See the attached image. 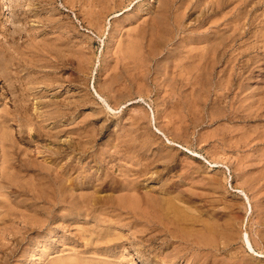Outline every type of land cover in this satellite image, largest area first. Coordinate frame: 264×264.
<instances>
[{
    "label": "rangeland",
    "instance_id": "obj_1",
    "mask_svg": "<svg viewBox=\"0 0 264 264\" xmlns=\"http://www.w3.org/2000/svg\"><path fill=\"white\" fill-rule=\"evenodd\" d=\"M167 1L0 0V264H264V0Z\"/></svg>",
    "mask_w": 264,
    "mask_h": 264
},
{
    "label": "bare ground",
    "instance_id": "obj_2",
    "mask_svg": "<svg viewBox=\"0 0 264 264\" xmlns=\"http://www.w3.org/2000/svg\"><path fill=\"white\" fill-rule=\"evenodd\" d=\"M159 1H160V0H159ZM166 1H167V0H166ZM162 2H163V1H162ZM162 2H161V3H162ZM164 2H165V0H164ZM213 2H214V1H213ZM161 3H160V4H161ZM167 3H168V1H167ZM211 3H212V2H211ZM169 4H170V3H169ZM169 4H168V6H169ZM209 4H210V3H209ZM164 5L166 6L167 4L164 3ZM164 5H161V7H163ZM222 5H223V4H222ZM209 6H211V5H209ZM161 7H160V8H161ZM168 8H169V7H168ZM209 8H210V7H209ZM140 10H141V9H140ZM148 10L150 11V9H147V12H148ZM158 10H159V9H158ZM158 10L156 9V11H158ZM166 10H167V9H166ZM143 11H144V10H143ZM151 11H152V9H151ZM151 11H150V12H151ZM163 11H164V10H163ZM167 11H168V10H167ZM212 11H213V10H212ZM212 11H211V12H212ZM150 12H149V13H150ZM153 12H154V11H153ZM208 13H210V12H208ZM152 14H153V13H152ZM154 14H155V13H154ZM162 14H163V13H162ZM165 14H167V13H165ZM165 14H164V15H165ZM206 14H207V13H206ZM206 14H205V15H206ZM169 15H170V14H169ZM238 15H239V14H238ZM148 16H149V15H148ZM151 16H152V15H151ZM151 16H150V17H151ZM158 16H159V15H158ZM165 16H168V15H165ZM165 16H164V17H165ZM205 17H207V16H205ZM205 17H203V18H205ZM236 17H237V15H236ZM155 18H157V16H156ZM155 18H154V19H155ZM171 18H172V17H171ZM175 18H176V16H175ZM175 18H174V20H176ZM203 18H202V19H203ZM209 18H210V17H209ZM213 18H214V17H213ZM241 18H242V17H241ZM149 19H151V18H149ZM158 19H159V18H158ZM161 19H162V18H161ZM166 19H168V18H166ZM169 19H170V18H169ZM180 19H181V18H180ZM238 19H239V18H238ZM155 20H156V19H155ZM155 20H154V21H155ZM200 20H201V19H200ZM150 21H153V20H150ZM156 21H157V20H156ZM156 21H155V23H156ZM160 21H161V20H160ZM210 21H211V19H210ZM162 22H163V21H162ZM162 22H160V23H162ZM147 23H148V22H147ZM155 23H154V24H155ZM165 23H166V22H165ZM168 23H169V21H168ZM204 23H205V22H204ZM207 23H208V22H207ZM148 24H151V23H148ZM163 24H164V22H163ZM170 24H171V23H170ZM174 24H175V22H174ZM174 24H173V25H174ZM165 25H167V24H165ZM165 25H164V26H165ZM173 25H172V27H173ZM181 25H182V23H181V21L179 20V21L177 22V24H176V26H178V29H179V30H180V27H182ZM183 25H184V24H183ZM211 25H212V24H211ZM226 25H228V24H226ZM147 26H148V25H147ZM153 26L155 27V25H153ZM153 26H152V27H153ZM164 26H162V27H164ZM215 26H216V25H215ZM217 26H218V25H217ZM219 26H220V24H219ZM219 26H218V27H219ZM154 27L152 28V29H153L152 31H154ZM159 27H160V26H159ZM167 27H168V26H167ZM218 27H216V29H217ZM226 27H228V26H226ZM147 28H148V27H147ZM184 28H186V27H184ZM210 28H211V27H210ZM150 29H151V27H150ZM170 29H171V28H170ZM157 30H158V29H157ZM164 30H165V29H164ZM220 30H222V29H219V31H220ZM226 30H227V29H226ZM226 30H223L222 32L224 33ZM142 31H143V30H142ZM146 31H148V30L146 29ZM146 31H145V32H146ZM162 31H163V30H162ZM168 31H169V30H168ZM182 31H183V30H182ZM184 31H185V30H184ZM216 31H218V30H216ZM219 31H218V32H219ZM229 31H230V30H229ZM140 32H141V31H140ZM149 32H150V31H149ZM157 32H158V31H157ZM173 32H174V31H173ZM220 32H221V31H220ZM222 32H221V33H222ZM141 33H143V32H141ZM153 33H155V32H153ZM179 33L181 34V32H179ZM184 33H185V32H184ZM227 33H228V32H227ZM156 34H157V33H156ZM167 34H168V33H167ZM176 34H177V33H176ZM176 34H175V35H176ZM214 34H215V36H216V33H214ZM218 34H220V33H218ZM139 35L141 36V34H139ZM152 35H154V34H152ZM159 35H160V34H159ZM170 35H171V34H170ZM172 35H173V34H172ZM222 35H223V34H222ZM154 36H155V35H154ZM176 36H177V35H176ZM209 36H210V35H209ZM211 36L213 37V39L216 38L213 34H212ZM234 36H235V35H234ZM156 37H157V36H156ZM159 37H160V36H159ZM205 37L208 38L207 36H205ZM230 37H231V36H230ZM140 38H141V37H140ZM144 38H146V37H144ZM163 38H164V37H163ZM166 38H167V37H166ZM166 38H165V40H166V42H167V39H166ZM168 38H169V37H168ZM206 38L204 39L205 41H207ZM209 38H210V37H209ZM217 38L219 39L218 36H217ZM217 38H216V39H217ZM233 38H234V37H233ZM150 39L152 40V38H150ZM153 39H154V38H153ZM157 39H158V38H157ZM140 40H141V39H140ZM161 40H162V39H161ZM208 40H211V39H208ZM220 40H221L220 42H216V41H214V42H216V43H214V42L212 41V42L214 43L213 46H212V47H213V48H212V50H213L212 52H214V53H213V54H214V57H213V55H212L213 59H211V60L208 58V62H209V61H210V62H209V65H208V67H207L206 77H210V76L212 75V73H213V69L215 68V66H216L219 62L222 63V62L224 61L223 59H225V62H224V63H226V65H227V66H225V67H228V65H230V63L232 64V62H231V61H232V58H229V57L227 56V55H228L229 48H226V47H227L226 45H227L228 43H227V44L224 43V39L222 40V38H220ZM226 40H227V39H226ZM145 41H146V39H145ZM153 41H154V40H152V43H153ZM170 41H171V40H170ZM140 42H141V41H140ZM147 42H148V41H147ZM156 42H157V41H156ZM164 42H165V41H164ZM171 42H172V41H171ZM174 42H175V41H174ZM174 42H173V43H174ZM207 42H208V41H207ZM207 42H206V43H207ZM230 42H231V41H230ZM137 43H138V42H137ZM209 43H210V41H209ZM138 44H139V43H138ZM142 44H143V43H142ZM155 44H156V43H155ZM163 44H165V43H163ZM169 44H170V42H169ZM210 44H211V43H210ZM152 45H153V44H152ZM152 45H151V47H152ZM157 45H158V44H157ZM176 45H177V44H176ZM208 45H209V44H208ZM228 45H230V44H228ZM134 46H135V45H134ZM155 46H156V45H155ZM225 46H226V47H225ZM135 47H136V46H135ZM141 47H142V46H141ZM159 47H160V46H159ZM161 47H162V46H161ZM164 47H165V46H164ZM207 47H208V46H207ZM207 47H206V48H207ZM210 47H211V46H210ZM137 48H139V47H137ZM137 48H136V49H137ZM157 48H158V47H157ZM175 48H176V47H175ZM141 49H142V48H141ZM141 49H140V50H141ZM148 49H150V48H148ZM157 50H158V49H157ZM163 50H164V49H163ZM210 50H211V49H210ZM136 51H137V50H136ZM142 51H143V49H142ZM164 51H165V50H164ZM206 51H207V49H206ZM208 51H209V50H208ZM208 51H207V52H208ZM139 52H140V51H139ZM144 52H145V51H144ZM149 52H151V51H149ZM160 52H161V51H160ZM172 52H173V51H172ZM1 53H2V52H1ZM1 53H0V56H1ZM161 53H162V52H161ZM164 53H165V52H164ZM192 53H193V52H192ZM2 54H3V53H2ZM141 54H142V53H141ZM141 54H140V55H141ZM146 54H147V53H146ZM157 54H158V52L156 53V55H157ZM190 54H191V53H190ZM199 54H200V53H199ZM209 54H210V52H209ZM133 55H134V53H133ZM135 55H136V54H135ZM153 55H154V54H153ZM153 55H152V56H153ZM2 56H3V55H2ZM148 56H149V55H148ZM205 56H206V55H205ZM207 56H210V55H207ZM230 56H231V55H230ZM154 57H155V56H154ZM158 57H159V56H158ZM158 57H156V58H158ZM187 57H188V56H187ZM189 57H191V58H194V57H195V58H196V56L193 55V54L190 55ZM2 58H3V57H2ZM164 58H165V57H164ZM164 58H163V59H164ZM197 58H198V57H197ZM197 58H196V59H197ZM203 58H205V57H203ZM206 58H207V57H206ZM163 59H161V60H163ZM0 60H2V59L0 58ZM151 60H152V59H151ZM161 60H160V61H161ZM198 60H199V59H198ZM205 60H206V59H205ZM161 62H162V61H161ZM164 62H165V60H164ZM183 62H184V61H183ZM189 62H190V61H189ZM0 63H1V62H0ZM203 63H204V62H203ZM3 64H4V62H3ZM185 64H186V63H185ZM204 64H206V63H204ZM204 64H203V65H204ZM182 65H184V64H182ZM197 65H198V64H197ZM221 65H222V64H221ZM1 66H2V64H1ZM3 66H4V65H3ZM186 66H188V64H187ZM4 67H5V66H4ZM4 67H1V68L4 69ZM204 67H205V66H204ZM222 67H223V65H222ZM225 67H224V68H225ZM6 68H7V67H6ZM183 68H184V67H183ZM196 68H197V67H196ZM228 68H229V67H228ZM3 69L0 70V71H1V72H2V71L4 72V71L7 70V69H6V70H3ZM193 69H194V68H193ZM178 70H179V69H178ZM182 70H183V69H182ZM184 70H185V69H184ZM199 70L201 71V68H199ZM204 70H205V69H204ZM223 70H225V69H223ZM188 71H189V70H188ZM200 71H199V72H200ZM214 71H215V70H214ZM3 72H2V73H3ZM186 72H187V71H186ZM202 72H203V71H202ZM224 72H225V71H224ZM188 74H189V73H188ZM204 74H205V72H204ZM204 74H203V75H204ZM193 75H194V74H193ZM193 75H192V76H193ZM232 76H233V75H232ZM200 80H201V79H200ZM211 80H212V79H211ZM197 91H198V90H197ZM199 91H200V90H199ZM17 110H18V109H17ZM20 111H21V110H20ZM20 111H18V113H19ZM22 112H23V110H22ZM16 113H17V112H16ZM18 113H17V114H18ZM23 113H24V112H23ZM20 115H21V114H20ZM20 115H19V116H20ZM52 115H53V114H52ZM14 116H15V115H14ZM17 116H18V115H17ZM50 117H51V116H50ZM13 118H14V117H13ZM17 118H19V117H17ZM24 118H25V117H24ZM52 119H53V117H52ZM15 120H16V118H15ZM29 120H30V119H29ZM20 121H21V120H20ZM31 121H32V120H31ZM29 122H30V121H29ZM21 123H22V121H21ZM27 123H28V122H27ZM30 123H31V122H30ZM34 123H35V122H34ZM34 123H33V124H34ZM19 124H20V123H19ZM28 124H29V123H28ZM21 125H23V124H21ZM29 125H30V124H29ZM29 125H28V126H29ZM21 127H22V126H21ZM21 127H19V128H21ZM29 128H30V127H29ZM21 129H22V128H21ZM25 131H26V130H25ZM18 132H19V131H18ZM19 133H20V132H19ZM22 133H25V132H22ZM22 135H25V134H22ZM24 139H25V138H24ZM69 147H70V146H69ZM87 147H88V146H87ZM52 151H53V150H52ZM57 151H58V150H55L56 153H57ZM68 151H69V150H68ZM55 152H54V153H55ZM64 152H65V151H64ZM66 152H67V150H66ZM58 153H60V152H58ZM58 153H57V155H58ZM116 153H117V152H116ZM68 154H69V153H68ZM63 156H64V155H63ZM51 157H52V156H51ZM56 157H58V156H56ZM65 157H66V156H65ZM52 160H53V159H52ZM145 165H147V164H145ZM147 167H148V166H147ZM52 168H53V167H52ZM54 168H55V167H54ZM54 168H53V171H54ZM56 168H57V167H56ZM57 169H58V168H57ZM138 170H139V169H138ZM138 170H137V171H138ZM146 170H147V169H146ZM146 170H145V171H146ZM134 172H136V171H134ZM140 172H141V171H140ZM56 174H57V173H56ZM60 174H61V173H60ZM134 174H135V173H134ZM150 174H151V173H150ZM263 174H264V173H263ZM51 175H53V174H51ZM138 175H139V174H138ZM53 176H54V175H53ZM65 176H66V174H65ZM147 176H148V175H147ZM56 177H59V176L56 175ZM48 178H49V177H48ZM51 178H52V176H51ZM63 178H64V177H63ZM85 178H87V177H85ZM89 178H90V177H89ZM106 178H107V177H106ZM106 178H105V179H106ZM50 180H51V179H50ZM62 180H63V179H61V181H62ZM65 180H66V179H65ZM67 181H68V180H67ZM49 182H50V181H49ZM49 182H47V183L49 184ZM56 182H58V181H56ZM59 182H60V180H59ZM59 182H58V183H59ZM54 183H55V181H54ZM66 183H67V182H66ZM71 183H72V182H71ZM85 183H86V182H85ZM106 183H107V182H106ZM56 184H57V183H56ZM56 184H55V185H56ZM92 184H94V183H92ZM62 185H63V184H62ZM65 186H66V184H65ZM100 186H101V184H100ZM125 186H126V185H125ZM49 187H51V186H49ZM60 187L63 188L62 186H60ZM67 187H68V185H67ZM61 188H60V193H62V194L65 193V191H64V192H61ZM51 189H52V188H51ZM66 189H67V188H66ZM66 189H65V190H66ZM71 189H72V188H71ZM134 189H135V188H134ZM241 189H242V188H241ZM52 190H53V189H52ZM56 190H57V189H56ZM58 190H59V189H58ZM69 190H70V188H69ZM135 190H137V189H135ZM62 191H63V190H62ZM52 192H53V191H52ZM67 192L69 193V191H67ZM55 193H56V192H55ZM66 194H67V193H66ZM71 194H72V193H71ZM138 194H139V193H138ZM60 195H61V194H60ZM93 195H94V194H93ZM140 195H141V194H140ZM245 195L247 196L246 193H245ZM52 196H53V195H52ZM52 196H51V197H52ZM63 196H64V195H63ZM63 196H62V197H63ZM101 196H102V195H101ZM130 196H131V195H130ZM132 196H133V195H132ZM144 196H146V195H144ZM54 197H55V195H54ZM57 197H58V196H57ZM62 197H61V198H62ZM65 197H68V194H67ZM90 197H91V196H90ZM90 197H89V199H90ZM136 197H138V196H136ZM140 197H141V196H140ZM61 198H60V201H61ZM63 198H64V197H63ZM63 198H62V199H63ZM91 198H93V197H91ZM95 198H96V197H95ZM97 198L99 199L98 196H97ZM97 198H96V200H97ZM127 198H128V197H127ZM131 198L133 199V197H131ZM141 198H142V197H141ZM141 198H140V199H141ZM68 199H69V198H67L66 200H68ZM70 199H71V198H70ZM73 199H74V197H73ZM87 199H88V196H87ZM121 199H122V198H121ZM143 199H144V198H143ZM148 199H149V196H148ZM151 199H152V198H151ZM151 199H150V200H151ZM160 199H161V198H160ZM175 199H176V198H175ZM248 199H250V198L248 197ZM66 200H65V201H66ZM96 200H95V201H96ZM137 200H138V199H137ZM137 200H136V201H137ZM141 200H142V199H141ZM141 200H140V201H141ZM144 200H145V199H144ZM156 200H157V199H156ZM173 200H174V199H173ZM57 201H58V200H57ZM98 201H99V200H98ZM126 201L128 202V200H126ZM133 201H134V200H133ZM146 201H147V200H146ZM158 201H159V200H158ZM162 201H163V200H162ZM165 201H166V199H165ZM165 201H164V202H165ZM174 201H175V200H174ZM174 201H173V202H174ZM71 202H72V201H71ZM71 202H70V205H71ZM141 202H143V200H142ZM154 202H155V201H154ZM53 203H54V202H53ZM63 203H64V202H63ZM63 203H61V204H63ZM65 203H66V202H65ZM67 203H68V202H67ZM67 203H66V204H67ZM106 203H107V202H106ZM144 203H145V201H144ZM166 203H167V202H166ZM175 203H176V202H175ZM74 204H75V203H74ZM74 204H73V205H74ZM95 204H96V203H95ZM97 204H99V203H97ZM100 204H101V203H100ZM125 204H126V203H125ZM129 204H130V203H129ZM168 204H169V202H168ZM173 204H174V203H173ZM75 205H76V204H75ZM93 205H94V204H93ZM163 205H164V203H163ZM165 205H166V204H165ZM165 205H164V206H165ZM54 206H55V205H54ZM63 206H64V204H63ZM76 206H77V205H76ZM76 206H75V207H76ZM91 206H92V205H91ZM125 206H126V205H125ZM127 206H128V205H127ZM135 206H136V205H135ZM168 206H169V205H168ZM170 206H172V205H170ZM52 207H53V206H52ZM68 207H71V206H67V208H68ZM77 207H78V206H77ZM83 207H84V206H83ZM119 207H120V206H119ZM153 207H154V206H153ZM161 207H162V205H161ZM161 207H160V208H161ZM165 207H166V206H165ZM179 207H182V206H179ZM86 208H87V207H86ZM89 208H90V207H89ZM98 208H99V206H98ZM125 208H126V207H125ZM149 208H150V207H149ZM158 208H159V206H158ZM158 208H157V209H158ZM182 208H183V207H182ZM84 209H85V208H84ZM90 209L93 210L92 207H91ZM95 209H96V208H95ZM112 209H114V208H112ZM121 209H122V208H121ZM152 209H156V208H152ZM171 209L173 210V213H174V215H173V216H174V217H173V221H171V219H169L168 217H166V216H165V217L168 218V219H167V220H168V223L170 222L169 224L173 226V227H172L173 230H171V232H173V235H172L173 237H175V238H176V237H180V238H178L180 241H184V242L186 241V243H187V240H185L184 238H187L188 241H190L191 237L194 235L196 239H195L194 241H192V243H193L192 246H193V245H199V247H200V245H203L202 247H204L205 245H207V246H208V245H209V246L212 245V243H211V242H212V240H211L212 238L210 239L207 235H208V234H211V233H214V232H213V231H214V230H213L214 228L212 227L213 225L211 226L210 224H203V225H202V229H204V231H203L200 227H199L200 229H199L198 231H196V230H197V227H196V229H194L193 226H191V225H189V226H184L188 221H191V223L194 225V224H195V220H194V221L189 220V218L186 216L187 214L184 215L183 212H181V210H180L179 208H177V207H173V208H171ZM187 209H188V208H186V210H187ZM92 210H91V212H92ZM96 210H97V209H96ZM115 210H116V208H115ZM135 210H136V209H135ZM147 210H148V209H147ZM184 210H185V209H184ZM87 211H88V209H87ZM117 211H118V210H117ZM120 211H121V210H120ZM162 211H164V210H162ZM168 211H169V210H168ZM182 211H183V209H182ZM193 211H194V210H193ZM89 212H90V211H89ZM137 212H138V211H137ZM140 212H141V211H140ZM165 212H166V211H165ZM123 213H124V212H123ZM138 213H139V212H138ZM149 213H150V211H149ZM190 213H191V212H190ZM124 214H126V213H124ZM129 214H130V213H129ZM143 214H144V212H143ZM146 214H147V213H146ZM158 214H159V213H158ZM192 214H193V213H192ZM73 215H74V214H73ZM119 215H120V214H119ZM126 215H127V214H126ZM139 215H140V214H139ZM167 215H168V214H167ZM127 216H128V215H127ZM170 216H172V215H170ZM189 216H191V214H189ZM145 217H146V216H145ZM162 217H163V216H162ZM199 217H200V216H199ZM129 218H131V217H129ZM139 218H140V217H139ZM154 219H155V217H154ZM162 219H163V218H162ZM191 219H192V218H191ZM197 219H198V216H197ZM163 221H164V220H163ZM140 222H142V221H140ZM151 222H152V221H151ZM145 223H146V222H145ZM158 223H159V222H158ZM163 223H164V222H163ZM197 223H199V222H197ZM202 223H203V222H202ZM206 223H207V221H206ZM208 223H209V222H208ZM212 223H213V222H212ZM135 224H136V222H135ZM137 224H138V223H137ZM139 224H140V223H139ZM141 224H142V223H141ZM146 224H147V223H146ZM153 224H154V222H153ZM173 224H174V225H173ZM217 224H218V223H217ZM162 225H163V224H162ZM131 226H132V224H131ZM135 226H137V225H135ZM190 226H191V230H192L193 232H194V230H195V232H194V234H192V235H188V236H189V237H188L187 234L184 233V231H185V228H186V227H190ZM195 226H196V225H195ZM138 227H139V226H138ZM142 227H143V226H142ZM156 227H157V226H156ZM218 227H219V226H218ZM151 228H152V227H151ZM216 228H217V227H216ZM148 229H149V228H148ZM157 229H158V228H157ZM224 229H225V228H224ZM162 230H163V229H162ZM165 230H166V228L164 229V231H165ZM201 230H202L203 232H206L207 235L204 234L203 232H200ZM205 230H206V231H205ZM215 230H216V229H215ZM220 230H221V229H220ZM138 231H139V230H138ZM159 231H160V230H159ZM227 231H228V230H227ZM229 231H230V230H229ZM229 231H228V232H229ZM141 232H142V231H141ZM153 232H154V231H153ZM153 232H152V233H153ZM231 232H232V231H231ZM156 233H158V232H156ZM219 233H220V232H219ZM223 233H225V232L223 231ZM134 234H135V233H134ZM146 234H147V233H146ZM148 234H150V233H148ZM164 234H165V233H164ZM170 234H171V233H170ZM217 234H218V233H217ZM230 234H231V233H230ZM230 234H228V235H230ZM232 234H233V233H232ZM232 234H231V235H232ZM0 235H1V234H0ZM223 235H224V234H223ZM122 236H123V235H122ZM124 236H125V235H124ZM137 236H138V235H137ZM149 236H150V235H149ZM164 236H165V237H164V238H165V244H166V246H167V245H169V243H171V241H172L171 238H170L171 235H167V237H166V234H165ZM190 236H191V237H190ZM225 236H226V235H225ZM126 237H127V236H126ZM144 237H146V236H144ZM173 237H172V238H173ZM229 237H230V236H229ZM249 237H250V236L246 233V244L248 245V247H249L250 250L255 251L254 248H253V246H252V243H251ZM117 238H119V237H117ZM128 238H130V237H128ZM128 238H127V239H128ZM168 238H169V239H168ZM189 238H190V239H189ZM213 238H214V237H213ZM231 238L233 239V237H231ZM112 239H113V238H112ZM130 239H131V238H130ZM137 239H138V238H137ZM145 239H146V238H145ZM153 239H154V238H153ZM115 240H116V239H115ZM118 240H119V239H118ZM134 240H135V239H134ZM159 240H160V239H159ZM176 240H177V239H176ZM192 240H193V238H192ZM213 240H215V239H213ZM161 241H162V240H161ZM161 241H160V242H161ZM173 241H174V240H173ZM180 241H179V243H183V242H180ZM216 241H217V240H216ZM131 242H132V241H131ZM146 242H147V241H146ZM110 243H112V241H111ZM134 243H136V242H134ZM134 243H133V244H134ZM137 243L140 245V242H137ZM141 243H142V242H141ZM153 243H154V242H153ZM155 243H156V242H155ZM172 243H173V242H172ZM172 243H171V244H172ZM179 243H178V244H179ZM215 243H216V242L213 243V244H214L213 246H215ZM230 243H231V242H230ZM108 244H109V243H108ZM120 244H121V243H120ZM131 244H132V243H131ZM162 244H163V243H162ZM165 244H164V245H165ZM173 244H174V243H173ZM183 244H184V243H183ZM127 245H128V244H127ZM136 245H137V244H136ZM141 245H142V244H141ZM143 245H145V244H143ZM185 245H186V244H185ZM187 245H188V244H187ZM190 245H191V243H190ZM106 246H107V244H106ZM108 246H110V245H108ZM114 246H115V245H114ZM114 246H113V247H114ZM122 246H124V245H122ZM122 246H121V247H122ZM148 246H149V245H148ZM169 246H171V245H169ZM172 246H173V245H172ZM175 246H176V245H175ZM216 246H218V245H216ZM111 247H112V246H111ZM116 247H117V246H116ZM127 247H128V246H127ZM133 247H134V246H133ZM133 247H132V248H133ZM136 247H137V246H136ZM139 247H140V246H139ZM145 247H146V246H145ZM180 247H181V246H180ZM180 247L177 246L176 248H174L175 253H174L173 255H171V256H173L174 259H176V261H177L178 258H181V257H182V250H181ZM185 247H186V246H185ZM193 247H194V246H193ZM205 247H206V246H205ZM211 247H212V246H211ZM141 248H143V247H141ZM147 248H148V247H147ZM171 248H172V247H170V249H171ZM200 248H201V247H200ZM207 248H208V247H207ZM209 248H210V247H209ZM214 248H215V247H214ZM214 248H213V249H214ZM216 248L218 249V247H216ZM223 248H224V247H223ZM137 249H138V248H137ZM137 249H136V250H137ZM172 249H173V248H172ZM189 249H190V248H189ZM203 249H204V248H203ZM203 249H202V250H203ZM124 250H125V249H124ZM124 250H123V251H124ZM134 250H135V249H134ZM167 250H168V249H167ZM204 250H205V249H204ZM219 250H220V249H219ZM221 250H222V249H221ZM225 250H226V249H225ZM225 250H224V251H225ZM146 251H147V250H146ZM171 251H172V250H171ZM186 251H187V250H186ZM186 251H185V252H186ZM194 251H195V250H194ZM205 251H207V250H205ZM209 251H210V250H209ZM209 251H208V252H209ZM222 251H223V250H222ZM134 252H136V251H134ZM137 252L139 253V251H137ZM141 252H142V251H141ZM141 252H140V253H141ZM150 252H151V251H150ZM195 252H196V251H195ZM202 252H203V251H202ZM226 252H227V251H226ZM226 252H225V253H226ZM191 253H192V252H191ZM211 253H212V251H211ZM211 253H210V254H211ZM214 253H216V252H213V254H214ZM134 254H135V253H134ZM145 254L149 257V255H148L149 252H148V253L146 252ZM145 254H143V255H145ZM203 254L205 255V253H203ZM203 254H202V255H203ZM206 254H208V253L206 252ZM227 254H228V253H227ZM146 255H145V256H146ZM150 255H151V254H150ZM167 255H168V254H167ZM184 255H186V254H184ZM187 255H188V254H187ZM193 255H194V254H193ZM223 255H224V254H223ZM137 256H138V255H137ZM189 256H190V255H189ZM191 256H192V254H191ZM196 256H197V254H196ZM196 256H194V257H196ZM198 256H199V254H198ZM206 256H207V255H206ZM215 256H216V254H215ZM221 256H222V255H221ZM221 256H219V258H220ZM224 256H225V255H224ZM234 256H235V255H234ZM184 257H186V256H184ZM201 257H203V256H201ZM208 257H209V255H208ZM211 257H212V256H211ZM211 257H210V258H211ZM213 257H214V256H213ZM217 257H218V256H217ZM222 257H223V256H222ZM222 257H221V258H222ZM231 257H232V256H231ZM145 258H146V260H147V257H145ZM205 258H207V257H204V259H205ZM214 258H215V257H214ZM226 258H228V257H226ZM235 258L237 259V258H239V257H235ZM240 258H241V257H240ZM2 259H3V258H2ZM143 259H144V258H143ZM165 259H166V260H165V263H166L167 258H165ZM169 259H170V257H169ZM174 259H172V260H174ZM181 259H182V258H181ZM187 259H188V258H187ZM198 259H199V258H198ZM200 259H201V258H200ZM236 259H235V260H236ZM244 259H245V258H244ZM244 259H243V260H244ZM4 260H5V259H4ZM4 260H3V262H4ZM78 260H79V259H78ZM144 260H145V259H144ZM150 260H151V258H150ZM163 260H164V259H163ZM172 260H171V261H172ZM178 260H179V259H178ZM188 260H189V259H188ZM188 260H187V261H188ZM201 260H202V259H201ZM206 260H207V259H206ZM245 260H246V259H245ZM82 261H83V260H80L79 263L81 264ZM90 261H91V260H90ZM90 261H89V262H90ZM154 261H155V260H154ZM179 261H181V260H179ZM192 261H193V260H192ZM199 261H200V260H199ZM207 261H208V260H207ZM213 261H214V260H213ZM221 261H222V260L220 259L219 262H221ZM225 261H226V260H225ZM227 261H228V260H227ZM232 261H233V260H232ZM238 261H239V260H238ZM74 262H75L74 264H76V263L78 264V261H77V262L74 261ZM85 262H86V261H85ZM85 262H84V263H85ZM89 262H87L86 264H88ZM91 262H92V261H91ZM91 262H90L89 264H91ZM151 262H152V261H151ZM151 262H150V263H151ZM162 262H163V261H162ZM190 262H191V261H190ZM190 262H189V263H190ZM195 262H196V261H195ZM211 262H212V261H211ZM214 262H215V261H214ZM222 262H223V264H224V260H223ZM241 262H242V258H241ZM243 262H245V261H243ZM65 263H66V262H65ZM94 263H95V262H93V264H94ZM105 263H107V262H105ZM142 263H143V262H142ZM169 263H170V262H169ZM171 263H172V262H171ZM174 263H175V262H174ZM215 263H217V261H216ZM227 263H228V262H227ZM237 263H238V262H235V264H237ZM96 264H97V263H96ZM102 264H103V263H102ZM108 264H110V263H108ZM111 264H112V263H111ZM145 264H146V263H145ZM155 264H156V263H155ZM172 264H173V263H172ZM196 264H197V263H196ZM207 264H208V263H207ZM217 264H218V263H217ZM221 264H222V263H221ZM225 264H226V263H225ZM230 264H234V263H230ZM239 264H240V262H239ZM244 264H245V263H244Z\"/></svg>",
    "mask_w": 264,
    "mask_h": 264
}]
</instances>
